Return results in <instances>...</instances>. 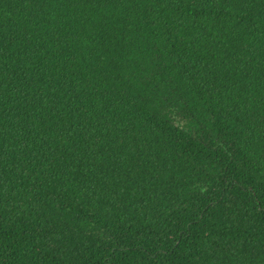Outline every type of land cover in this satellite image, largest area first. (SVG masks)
Here are the masks:
<instances>
[{"label": "trees", "instance_id": "16d2710c", "mask_svg": "<svg viewBox=\"0 0 264 264\" xmlns=\"http://www.w3.org/2000/svg\"><path fill=\"white\" fill-rule=\"evenodd\" d=\"M0 264H264V0H0Z\"/></svg>", "mask_w": 264, "mask_h": 264}]
</instances>
